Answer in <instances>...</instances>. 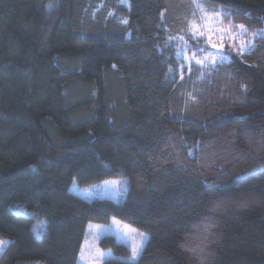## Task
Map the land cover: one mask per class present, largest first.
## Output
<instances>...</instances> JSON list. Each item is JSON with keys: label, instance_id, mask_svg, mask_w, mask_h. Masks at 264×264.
Masks as SVG:
<instances>
[{"label": "trees", "instance_id": "1", "mask_svg": "<svg viewBox=\"0 0 264 264\" xmlns=\"http://www.w3.org/2000/svg\"><path fill=\"white\" fill-rule=\"evenodd\" d=\"M199 2L264 29V0ZM192 4L0 0V264H77L88 223L112 218L148 236L135 264H264V38L170 79L168 38L215 53L187 39ZM109 179L128 181L122 202L70 192ZM99 247L130 264L115 238Z\"/></svg>", "mask_w": 264, "mask_h": 264}, {"label": "rangeland", "instance_id": "2", "mask_svg": "<svg viewBox=\"0 0 264 264\" xmlns=\"http://www.w3.org/2000/svg\"><path fill=\"white\" fill-rule=\"evenodd\" d=\"M212 26L215 28H220V19L217 18L216 20L212 21ZM233 34H237V46L244 44L248 40H252V44L254 45V39L245 37V33L240 34V30L238 32H233ZM220 33H216L213 35V39L219 44L220 42ZM204 38L208 39V32L205 31ZM224 40H228L227 43H225L224 47H228L230 51L232 48L230 47V44L232 43L231 36H225ZM176 41L173 40L169 43V38L164 42L165 44H174ZM188 43V42H187ZM207 43V42H206ZM189 44V43H188ZM210 47V46H209ZM216 48L212 49L215 53H222L224 56L227 57V59L220 60L219 55L215 57L217 60V63H223L228 61L229 55H226L225 52L228 50L227 48ZM253 48V47H252ZM189 56L190 51L187 53ZM179 64L177 68L170 69L168 72V77L170 79H175L181 77V75L184 73L185 70H188V67L185 66L183 69H181V64L186 63L184 61L183 56H181L179 59H177ZM194 63V61H193ZM70 192L77 196L78 198L85 200V201H92L95 199H107L116 203H120L124 200L127 192H128V181L126 179H109L105 180L96 184L88 185L85 187H80L76 181H73L70 187ZM12 211L17 215H23V216H29L35 218L34 223V234L37 238H42L44 234V228H45V222L41 223L42 220L39 219L33 212L27 210L24 206L20 204H15L12 206ZM119 223H113V218L110 219V221L106 224H96V223H88L86 227V233L84 236V240L82 242L80 252L78 255L77 264H104L106 260L115 258L111 251L108 250H102L99 247V241L103 237L111 236L115 238V240L125 245L130 255L127 259H124L126 262L130 264H135L140 257L142 250L144 248V245L148 239V236L133 228L132 226L128 225L125 222H122L120 220L115 219ZM41 225V227H40ZM101 225V226H107V231L100 232L95 226ZM139 233H143V238L139 235ZM135 244L140 245V250L135 257L134 260H131L132 257V247ZM4 248V247H3ZM3 250V249H2ZM0 250V254L2 252ZM101 253L104 255L101 256Z\"/></svg>", "mask_w": 264, "mask_h": 264}, {"label": "snow or ice", "instance_id": "3", "mask_svg": "<svg viewBox=\"0 0 264 264\" xmlns=\"http://www.w3.org/2000/svg\"><path fill=\"white\" fill-rule=\"evenodd\" d=\"M53 6L54 5L50 3L47 6V8L51 9ZM192 6L195 9V11L193 12V16H195L196 11H199L201 13V21H195V20H191V21L185 20L184 21V23L188 26V32L190 33V35H188V37H187L188 40H194L198 44L199 41L204 38L205 31H207L208 32V39H207V43H206L205 47L210 46V49L223 48L225 45V40H224L225 36H231L232 43L230 44V47L232 48V50L236 51L238 54H242L245 51H249V50H251L252 47H254V45L252 44V40H248L244 44L237 46V34H233L231 32L232 28H239L240 34H243V33L247 32V28L245 27V25H243V24H241V25L230 24L228 29H224L222 27L215 28L212 26L211 22L216 20L217 18H219L221 20L226 18L227 13L225 12L224 9H222V8L221 9H213L212 15L209 16L208 10L206 8H204L203 4L201 2H199V0H193ZM216 33L221 34L219 44L213 39V35H215ZM251 35L253 38H255L257 36H261L262 38H264V29L259 30L257 32H253ZM173 40H175L177 45H178L177 50H176L177 59H179L181 56H183L184 61L186 62V63L181 64V69H183L185 66H187L189 69V72L193 71V66H192L193 61H194L195 65H199V66H201V68H203L206 66V61L211 59V64L207 65V66L214 68L217 64V60L215 59V57L217 55H219L220 60L227 59V57L224 56L222 53H213L211 50H209L207 52V54L204 55L203 58H200V53L205 52V48H201V47H197L195 49V51L192 52V55L189 56L187 53H188V51H191L192 45L187 43L185 36L180 35L177 37H170L169 43L172 42ZM41 223H44V222L42 221ZM113 223L118 224L119 222L116 221L115 218H113ZM95 227L100 232L108 230L107 226L97 225ZM139 235L143 238L144 234L139 233ZM7 243H9V241H5L3 239H0V250H2L3 247ZM139 250H140L139 244L133 245L132 257L130 258L131 260L135 259ZM103 255L104 254L101 253V256H103Z\"/></svg>", "mask_w": 264, "mask_h": 264}]
</instances>
